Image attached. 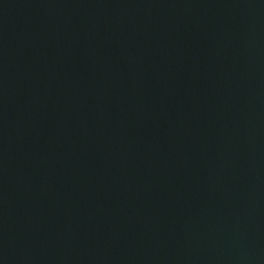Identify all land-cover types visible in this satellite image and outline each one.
Returning <instances> with one entry per match:
<instances>
[{
	"label": "water",
	"instance_id": "95a60500",
	"mask_svg": "<svg viewBox=\"0 0 264 264\" xmlns=\"http://www.w3.org/2000/svg\"><path fill=\"white\" fill-rule=\"evenodd\" d=\"M0 264H264V0H0Z\"/></svg>",
	"mask_w": 264,
	"mask_h": 264
}]
</instances>
